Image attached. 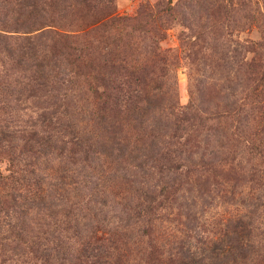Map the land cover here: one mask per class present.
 <instances>
[{"label": "trees", "instance_id": "obj_1", "mask_svg": "<svg viewBox=\"0 0 264 264\" xmlns=\"http://www.w3.org/2000/svg\"><path fill=\"white\" fill-rule=\"evenodd\" d=\"M39 2L19 0L17 15L0 24V66L11 64L0 70V264H264L263 184V194L239 200L244 211L216 221L209 241L193 230L192 219L191 234L171 247L159 245L154 230L142 231L171 199L170 187L183 181L175 165L167 186L143 182L158 162L171 161L156 141H146L169 127L161 113L167 101L183 123L192 107L178 108L175 96L132 68L126 54L114 57L115 0H76L74 19L66 22L43 15ZM78 93L82 107L74 102ZM30 100L41 109L38 117L13 125ZM85 120L96 137L78 130L77 121ZM193 163V173L212 165ZM195 182L193 191L204 197ZM234 198L228 202L238 206ZM115 204L124 206L116 211L122 215L112 211Z\"/></svg>", "mask_w": 264, "mask_h": 264}, {"label": "rangeland", "instance_id": "obj_2", "mask_svg": "<svg viewBox=\"0 0 264 264\" xmlns=\"http://www.w3.org/2000/svg\"><path fill=\"white\" fill-rule=\"evenodd\" d=\"M55 1L50 7L51 0H41V13L64 22L73 20L76 0H58L56 5ZM18 4L19 0H0V24L6 16L12 21L20 9ZM42 8H46L44 12ZM111 13L120 20L111 33L118 42L112 47L114 57L126 54L132 68L175 96L178 108L192 107L187 112L191 120L183 123L182 116L174 120L176 115L170 113L167 101L161 113L162 117L169 116V127L151 134L146 141H156L163 152H169L171 161L158 162L143 175V182L167 186L169 169L175 165L181 166L183 181L170 187L167 194L171 199L164 201L153 226L141 229L154 230L152 238L171 247L191 234L186 224L192 219L193 230L209 241L220 226L216 221L225 222L235 209L244 211L245 204L239 200L263 194L259 187L264 186V0H115ZM86 42L99 49V43L91 38ZM10 67L8 63L0 70ZM79 95L74 102L82 107L84 94ZM21 110L11 120L18 127L37 118L41 111L31 100ZM77 122L86 137H96L97 131L88 120ZM193 160L211 161L212 165L193 173L197 168ZM2 167L6 171L7 163ZM193 181L196 186L200 183L204 197L193 191ZM232 198L238 206L228 202ZM81 200L87 203L89 197L81 196ZM115 207L112 211L122 212L124 206ZM193 235L197 244L194 231Z\"/></svg>", "mask_w": 264, "mask_h": 264}]
</instances>
